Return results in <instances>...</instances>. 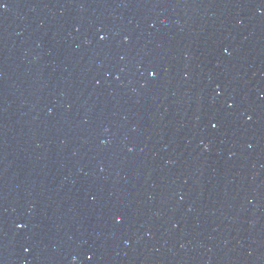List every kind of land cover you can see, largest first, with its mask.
<instances>
[{
	"label": "water",
	"instance_id": "obj_1",
	"mask_svg": "<svg viewBox=\"0 0 264 264\" xmlns=\"http://www.w3.org/2000/svg\"><path fill=\"white\" fill-rule=\"evenodd\" d=\"M0 264H264V0H0Z\"/></svg>",
	"mask_w": 264,
	"mask_h": 264
},
{
	"label": "snow or ice",
	"instance_id": "obj_2",
	"mask_svg": "<svg viewBox=\"0 0 264 264\" xmlns=\"http://www.w3.org/2000/svg\"><path fill=\"white\" fill-rule=\"evenodd\" d=\"M213 127H215V125H213Z\"/></svg>",
	"mask_w": 264,
	"mask_h": 264
}]
</instances>
